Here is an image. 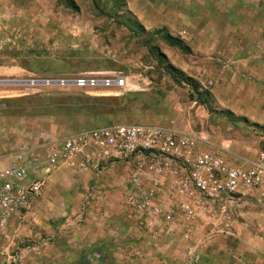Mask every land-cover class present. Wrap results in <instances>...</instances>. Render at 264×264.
<instances>
[{
	"label": "crops",
	"instance_id": "obj_1",
	"mask_svg": "<svg viewBox=\"0 0 264 264\" xmlns=\"http://www.w3.org/2000/svg\"><path fill=\"white\" fill-rule=\"evenodd\" d=\"M130 7L138 25L162 30L189 49L191 66L165 59L205 95L202 102L194 100L205 109L201 120L164 127L205 130L198 134L226 154L253 161L256 156L246 143L232 135L237 123L264 133V0H132ZM225 61L231 66H213ZM23 73L0 67V79L26 77ZM10 92L0 88V98L23 96ZM204 118L225 124V132L216 130L217 121ZM1 122L0 133L14 139L0 146V171L14 165L17 155L40 153L41 145L61 140L35 131V122L17 111ZM122 171L112 168L96 177L52 170L34 204L37 225L16 228L9 222L0 234V251L18 254L21 264H264V202L257 204L254 196L239 199L228 208V225L215 216L199 218L183 239L179 220L152 221L149 229L135 224L122 203Z\"/></svg>",
	"mask_w": 264,
	"mask_h": 264
},
{
	"label": "rangeland",
	"instance_id": "obj_2",
	"mask_svg": "<svg viewBox=\"0 0 264 264\" xmlns=\"http://www.w3.org/2000/svg\"><path fill=\"white\" fill-rule=\"evenodd\" d=\"M130 1L0 0V67L21 69L26 77L114 73L127 78L133 87L127 92L103 91L102 95L52 88L27 92L19 98H0V128L3 118L16 111L26 121L35 122V131L55 135L56 139L110 124L164 127L170 123L177 127L201 120L203 106L195 103L187 86L167 74V59L161 61L156 54L170 57L179 66H191L192 58L166 46L161 39L164 31L135 26ZM231 64L225 61L213 66ZM83 97L106 99L102 110L110 113L97 117L76 114L80 106L71 99ZM209 120L217 121L216 130L225 132V124L216 118ZM244 125H233L234 139H242L255 156L264 153V133L244 129ZM201 131L205 130L190 133ZM12 139L0 133V146L10 145Z\"/></svg>",
	"mask_w": 264,
	"mask_h": 264
},
{
	"label": "built area",
	"instance_id": "obj_3",
	"mask_svg": "<svg viewBox=\"0 0 264 264\" xmlns=\"http://www.w3.org/2000/svg\"><path fill=\"white\" fill-rule=\"evenodd\" d=\"M0 88L18 95L52 88L102 95L133 87L120 74L95 72L0 79ZM40 148V153L17 155L14 165L0 171V234L11 221L16 228L37 225L35 201L44 176L57 168L96 177L112 168L123 170L122 203L135 224L149 229L152 221L173 224L179 220L185 228L183 239L199 218L215 216L228 225V208L239 199L254 196L257 204L264 202V153L246 161L226 154L200 134L157 125L110 124L46 142ZM163 205L168 208L164 210ZM0 264H21L20 257L0 251Z\"/></svg>",
	"mask_w": 264,
	"mask_h": 264
},
{
	"label": "trees",
	"instance_id": "obj_4",
	"mask_svg": "<svg viewBox=\"0 0 264 264\" xmlns=\"http://www.w3.org/2000/svg\"><path fill=\"white\" fill-rule=\"evenodd\" d=\"M134 23L135 26H138L139 28H143L142 26L138 25L135 21H131ZM161 39L163 42L166 44V46L170 48H174L177 51H179L181 54H189V49L184 46L180 40L172 38L168 36V34L163 33L161 35ZM156 56L161 60V61H166L165 57L161 53H157ZM166 72L167 74L172 77L175 81L178 83H183L184 85L188 86V88L191 90V92L194 94L196 100H200L201 102L203 101V97L205 98V95L202 93L200 94L198 92V85L189 77H186L181 73L179 70L175 69L172 67L170 64L165 65ZM202 98V100H201ZM73 103L79 104L80 107H78L79 111L76 114H83L85 116L89 117H97L99 115H105L110 113L109 111L102 110L103 108V103L104 105H107L106 99H96V98H88V97H83L82 99H71Z\"/></svg>",
	"mask_w": 264,
	"mask_h": 264
}]
</instances>
